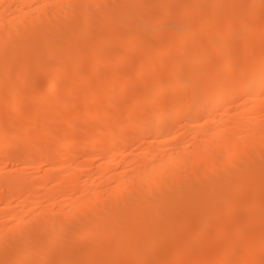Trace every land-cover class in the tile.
Instances as JSON below:
<instances>
[{
	"label": "bare ground",
	"instance_id": "6f19581e",
	"mask_svg": "<svg viewBox=\"0 0 264 264\" xmlns=\"http://www.w3.org/2000/svg\"><path fill=\"white\" fill-rule=\"evenodd\" d=\"M259 1L0 0V144L23 146L0 149V162L23 164L0 171V264H210L207 249L216 264L232 253L230 264H264ZM166 28L164 43L147 36ZM108 59L133 66L104 73ZM113 85L128 96L125 110ZM169 119L181 124L166 126ZM56 144L74 151L56 158ZM37 163L48 169L35 177ZM212 227L215 241L204 242ZM195 244L202 258L189 254ZM173 247L183 255L170 261Z\"/></svg>",
	"mask_w": 264,
	"mask_h": 264
},
{
	"label": "rangeland",
	"instance_id": "374dc122",
	"mask_svg": "<svg viewBox=\"0 0 264 264\" xmlns=\"http://www.w3.org/2000/svg\"><path fill=\"white\" fill-rule=\"evenodd\" d=\"M259 2L262 3L261 0H260ZM212 3H217V2L214 1V2H212ZM212 3H211V4H212ZM249 3H250V2H249ZM263 3H264V2H263ZM211 4H210V5H211ZM258 5H259V3H258ZM212 6H216V4H215V5H212ZM5 7H6V6H5ZM5 7H3V8H5ZM7 7H8V6H7ZM258 7L260 8V5H259ZM262 7L264 8V5H263V4H262ZM262 7H261V9H262ZM219 9H220V11L222 10L221 12H223V11L225 10V6H224V10H223V5H222V7L220 6ZM262 11H264V10H262ZM174 18H175V17H174ZM174 18H166V19H165V22L167 21L166 23L169 24V25L167 24V26H169V27H173V26L176 25V24H174L173 22H172V23H171V22L169 23V20H170V21H173ZM167 19H169V20H167ZM174 20H175L176 23H177V21H179L178 19H177V20L174 19ZM247 20H248V19H247ZM172 24H173V25H172ZM177 24H179V22H178ZM170 25H171V26H170ZM189 25L192 26V24H188V28H190V31H191V26L189 27ZM176 26H177V25H176ZM176 26H175V27H176ZM178 27H179V25H178ZM167 28H168V27H167ZM167 28L165 29L166 32H165V30H162V31H160L159 33H154L155 35H153V34H152L153 32L151 33V31L149 32V33H151V35L147 32V33H148L147 36H148V35H149V36H152V39H153V40H151V38L148 36V38H150V40H151L152 42L155 41V42H158V43H159V42H161V43L163 42V43H164L165 40L162 41V39H165V37L168 36V35H167V30H168ZM149 30H150V29H149ZM96 32L98 33V31H96ZM97 33H96V34H97ZM165 33H166V35H165ZM96 34H95V32H94L93 36L96 35ZM156 35H157V36H156ZM164 35H165V36H164ZM244 35H245V37H248V36H249V34H247V33H244L243 36H242V35H240V36H241V37H244ZM189 36L192 37V35H190V34H189ZM238 36H239V35H238ZM153 37H154V38H153ZM156 37H157V38L159 37L158 40L156 39ZM161 37H162V39H161ZM166 38H167V37H166ZM188 38H189V37H188ZM234 38H235V37H234ZM154 39H155V40H154ZM193 39H195L194 36H193V38L190 39V41L186 42V43H189V44H187V46H189V47H190V46H194V45H192V44H193ZM199 39H201V38H199ZM202 39H203V38H202ZM238 39H240V38H235V41L237 40V44H238V45L241 44L242 42H244V39H243V38L240 39V40H238ZM159 40H160V41H159ZM188 40H189V39H188ZM196 40H197V39H196ZM242 40H243V41H242ZM198 41H199V40H198ZM238 41H239V43H238ZM155 42H153V43H155ZM161 43H160V46H162ZM194 43H195V42H194ZM197 43H198V42H197ZM164 45H166V44H164ZM164 45H163L162 47H164ZM162 47H161V48H162ZM190 48H192V47H190ZM167 51H168V50H167ZM113 53H114V51L111 52V53L109 54L108 58H111V57H112L111 55H112ZM163 53H166V54H167V52H164V51L162 50L161 54H163ZM169 53H170V52H169ZM169 53H168V55L171 56V53H170V54H169ZM166 54H165V55H166ZM165 55H164V56H165ZM168 55H166V58H167L166 61L169 60V59H168V57H169ZM161 56H162V55H161ZM164 56L160 57V55H159V57H160L162 60L166 59ZM155 57H156L155 60H157V59H158L157 56H155ZM155 57H152V58L154 59ZM163 57H164V58H163ZM171 57H172V56H171ZM169 58H170V57H169ZM108 60H109V62L106 61L107 64L104 63V65H105V66H104V69H105V67H106V70L103 69V70H104V73H105L106 71H108V70H111V69H109V68H117L116 70H118V69H120L119 67H122V66H123V68L125 69V67L128 66L127 63H129L130 65L133 66V62H132V60H129V61L126 60V62H127V63L125 62L126 64H125L124 62H123V63H122V62H116V63L112 62V63H111V62H110V59H108ZM162 60H161V63L163 62ZM130 61H131V62H130ZM158 61H159V60H158ZM164 61H165V60H164ZM166 61H165L163 64L160 63V65L163 66L162 68L164 69V70H163L164 73H165L166 70H167V68H165V67L167 66V64H165ZM167 63H168V62H167ZM106 65H107V66H106ZM124 65H125V66H124ZM206 66H207V65H205V67H206ZM167 67H168V66H167ZM207 67H208V66H207ZM102 68H103V67H102ZM107 68H108V70H107ZM123 68H121V69H123ZM162 68H161V70H162ZM121 69H120V70H121ZM222 69H223V70H222ZM222 69H221V71H222L223 74H225V71L227 72L226 74H228V73L230 72L229 70L227 71V69H226L225 66H223V65H222ZM114 70H115V69H114ZM116 70H115V71H116ZM102 72H103V71H102ZM109 72H110V71H109ZM133 72H134V71H133ZM232 72H233V71H232ZM232 72H230L229 74H231ZM104 73H102V74H104ZM111 73H112V72H111ZM131 73H132V72H131ZM131 73H130V74H131ZM43 74H44V75H42V77H41V75H40V80H42V82L40 81V82L42 83V84L40 83L41 86L43 85L44 87H46V89H51V88H49V86L46 85L47 80H48V77H47V76H48V73H47V74L43 73ZM74 74H76V72H74ZM84 74H85V73H84ZM84 74H83V75H84ZM100 75H101V74H100ZM100 75L95 76L94 81H95V80H97V81H96V83L94 82V84L98 85L97 82L100 83V81H101V79H102V76H100ZM103 76H104V75H103ZM132 76H133V75H132ZM164 76L167 77L168 75L166 74V75H164ZM85 77H86V74H85V76H83V78H85ZM98 77H99V78H98ZM133 77H134V76H133ZM150 77H151V78H150ZM150 77H149V78L147 77V78H148V81H150L151 79H153V76H150ZM96 78H97V79H96ZM130 78H131V77H130ZM143 78H144V79H143ZM143 78H139V79H136V78H135L134 83H136V84H138V83L143 84V83H145V82H148V81L146 80V77H143ZM181 78H182V75H181ZM141 79H142V81H140ZM170 79H171V78H170ZM166 80H167V78H166ZM180 80H184V79H180ZM139 81H140V82H139ZM168 81H169V77H168ZM137 82H138V83H137ZM169 82H170V81H169ZM176 83H179V82L176 81ZM197 83H198V82L196 81V83H195L194 85H196ZM223 83H224V82H223ZM45 85H46V86H45ZM194 85L192 86V84H189V86L187 85L185 88H183V89H181V90H184V89H185L184 92H185V94H187L188 91L190 92V90L193 91V90L195 89ZM113 86H114V85H113ZM113 86H112V88L110 87V88H111V89H110V96H111V97L114 96L113 98L115 99V97L118 98V97H117L118 95H117V96L115 95V93H116V85H115L114 87H113ZM44 87H43V88H44ZM196 87H197V86H196ZM114 88H115V89H114ZM192 88H193V89H192ZM113 89H114V90H113ZM114 92H115V93H114ZM181 92H182V91H180L179 93H181ZM184 92H182V95H185ZM112 93H114V94H112ZM123 94H124V93H123ZM169 94H170V93H169ZM169 94L166 95L165 97H162V99H161L162 102L165 103V102H167V101H169V100L172 101V100L177 99V97H179V94H178V93H177V95H175V94H174V95H173V94H172V95H169ZM124 95H126V96H124ZM124 95H123V97L121 98L122 101H121L120 97L118 98V99H120L121 102H123L122 104H124V105H123V110L126 109L125 101H126V98L128 97L127 94H124ZM119 96H120V95H119ZM121 96H122V94H121ZM76 98H77V95H76ZM79 98H80V97H79ZM124 98H125V99H124ZM3 100H5V99H3ZM77 100H78V99H77ZM80 100H81V98H80ZM1 101H2V100H1ZM0 103H1V102H0ZM2 103H3V102H2ZM96 107H97V103L92 104V105H91V108H90V111L95 113V111L97 110V109H95ZM93 109H94V111H93ZM136 111H138V110H135V112H136ZM132 112H133V111H131V114H133L134 116H138V115H141L142 112H144L143 115H144V114H148V113H150V110H146V111H145V110H144V111L142 110V111H140L141 114H135V112H133V113H132ZM89 113H90V112H89ZM136 113H138V112H136ZM89 115H90V114H89ZM90 116H91V115H90ZM94 116H95V114H94ZM141 116H142V115H141ZM91 117H92V116H91ZM139 117H140V116H139ZM12 118H15V117H13V116H11V115L7 116V119H8L7 122L11 121ZM25 118H26V119H24V117H23V118H21V119H23L22 121H25V123H26V121H28V120H27V116H25ZM96 118H97V117L92 118V119H96ZM98 119H100V118H98ZM98 119L96 120L97 122H98ZM173 119H174V118H173ZM173 119H171V120L169 119V120H167L166 122L164 121L163 123H164L166 126H169L168 124H170V123L174 124V122H175V125H177V124H178V123H177L178 120L175 119V120L173 121ZM92 121L94 122L95 120H92ZM101 121L104 122V121H105V118H103V119L101 118L100 121L98 122V124L103 123V122H101ZM97 122H94V124H95V123L97 124ZM178 122H179V121H178ZM163 123H162V124H163ZM176 123H177V124H176ZM183 123H184V122H183ZM150 124H151V122H150ZM164 124H163L161 127H164ZM172 124H171V125H172ZM179 124H181V123L179 122ZM179 124H178V125H179ZM152 126H153V123H152ZM181 126H182V125H181ZM154 127H155V125H154ZM0 129H2V128H0ZM78 132H79V133H80V132L82 133V131H78ZM129 132H130V133H129ZM129 132H128V134H127L128 136H129V135L132 136V134H133V136L136 135L135 129H134V130H131V131H129ZM131 132H132V133H131ZM81 133H80V134H81ZM83 133H84V132H83ZM133 136H132V137H133ZM7 137H9V136H7ZM149 138H150V139H153V136H150ZM149 138H148V140H149V141H152V140H150ZM86 142H87V141H86ZM146 142H147V143H146ZM146 142H144L142 145H137L138 143H135V142H134V143H131V145L128 146V147L126 148V152L128 151L127 149H129V148H130V149H129L128 152H133V151H137L138 149H140L139 146H140V147H142V146H143V147H144V146L146 147V144H148V141H146ZM41 143H43V142H41ZM2 144H3V143H2ZM53 144H54V143H53ZM3 145H4V144H3ZM3 145L0 144V149L2 148V149H4V150H6L7 153H10V154H12V153H16L17 151L21 150L20 148L23 147L22 144H20V143L10 144V145H8V146H7V145L3 146ZM57 145H58V144L53 145V147H52V150L54 151V156H55L56 158H58L59 156L61 157L62 153H63V154H67L68 152H73V151H74V148H70V151H68V152H66V153H64V152H60V151L58 150L59 145H58V147H57ZM18 147H19V148H18ZM167 147H168V148H171V146H167ZM33 149H34V148H33ZM136 149H137V150H136ZM55 150H56V151H55ZM130 150H131V151H130ZM132 150H133V151H132ZM13 151H14V152H13ZM68 154H69V153H68ZM68 154H67V155H68ZM64 156H65V155H64ZM22 165H23V164H21L20 162H17V163L14 162V161L11 162V160H9L8 163L0 162V171L10 172L12 169L16 170L17 168L22 167ZM93 165H94V164H93ZM93 165L90 164V167H91V168L89 169V170H91L90 172H93L92 175L95 174V173H94V172L96 171L95 168H97V164H95L94 166H93ZM92 166H93V167H92ZM73 167H74V164H73ZM47 169H48V166H46V165H40V164L37 163V164H33V165H32V167H31V172H33V174H35V177H38V176H42L43 173H45V171H46ZM12 171H13V170H12ZM37 185H38V187L40 186V184H39L38 181H37ZM50 186H51V185H50ZM97 187H98L99 190L101 189V188H99V186H97ZM100 187H101V185H100ZM96 189H97V188H96ZM41 195H42V194H41ZM0 206H1V205H0ZM2 207H3V206L0 207V213H1V211L3 212V210H1ZM3 208H4V207H3ZM0 217H1L2 219L5 218V217L3 218V215H1ZM1 218H0V221L2 220ZM233 219H234V218L232 217V219H230V221L233 220ZM236 219H237V218H236ZM236 219H235V222H236ZM219 220H220V218H219ZM221 220H222V218H221ZM221 220H220V224H217V225H222L221 223L224 224V221L222 222ZM215 221H217V219H216ZM215 221H214V222H215ZM218 222H219V221H218ZM214 225H216V224H214ZM229 225L232 226L231 223H229ZM213 227H214V226H213ZM213 227H212V229H210V230H212V231L209 230V232H207L208 234H210L209 237H207L208 234H207V235H206V234H204V235L201 234V236H203V237L205 236V237H206V240L204 239V242L207 241V243H208V239H209V240H210V239H211V240L213 239L212 242L215 241V238H213V237H214V233H215V230H214V229H216V228H213ZM215 227L218 228V226H215ZM220 227H221V226H220ZM232 227H233V226H232ZM197 230H198V229L195 230L196 233L198 232ZM193 234H195V232H194ZM197 234H198V233H197ZM191 235H192V233H191ZM195 235H196V234H195ZM196 236H197V235H196ZM210 236H211V238H210ZM198 237H199V235H198ZM199 238H200V237H199ZM199 238H198V240H197L198 242H196L197 244L201 241ZM201 239H202V237H201ZM220 239L222 240L223 238H220ZM220 239H219V240H220ZM199 240H200V241H199ZM211 240L209 241L210 243H211ZM221 240H220V241H221ZM252 241H253V240H252ZM187 242H188V239H187L186 243H187ZM253 242H256L255 239H254ZM186 243H185V245H186ZM200 243H202V244H200V245H203V244H204L202 241H201ZM216 243H217V241H216ZM177 246H178V245H177ZM197 246H198V245L195 244L194 246L190 247V248H189V250H190L189 252H191V253H189V254H192V255L195 256L196 253L194 254V253H192V252L195 251L194 249H196ZM179 247H180V246H179ZM193 247H194V248H193ZM195 247H196V248H195ZM200 248H201V247L199 246V249H200ZM173 249H174V250H173ZM173 249H171V250H172V253H171L170 251L168 252L169 256H168V254H167V256L169 257V260H170V261H172V257H174L175 255H177L178 252H179V253L181 252L180 248H179L180 251L178 250V247H177V248H174V247H173ZM197 249H198V248H197ZM197 249H196V250H197ZM176 250H178V251H176ZM191 250H192V251H191ZM193 250H194V251H193ZM207 250H209V252L206 253L207 251H205V255L208 256V254H210L211 257L209 256V259H210V260L212 259V260H211V263L213 262L214 264H216L215 261H214L215 259L213 258L212 254H211L214 250H213V249H207ZM211 250H213V251H211ZM173 251H175V253H174ZM197 251H198V250H197ZM210 251H211V252H210ZM259 251H260V249H259ZM261 252H262V256L264 257V249H263V250L261 249ZM261 252H259V254H261ZM170 253H171L172 255H171ZM198 253H199V251H198ZM201 253H202V250H201ZM180 254L183 255L182 252H181ZM213 254H214V252H213ZM173 255H174V256H173ZM199 255H200V257L202 258V256H203L204 254L202 253V256H201V254L199 253ZM170 256H171V259H170ZM234 256H235V257H234ZM259 256H260V255H259ZM200 257H199V258H200ZM263 257H261V258H263ZM174 258H175V257H174ZM197 258H198V257H197ZM233 258H237V257H236V253L228 254L227 257H226V261H225V262H229V260H230V261H231L230 263H232ZM261 258H260V259H261ZM231 259H232V260H231ZM185 260L187 261V259L179 260V261L176 262V264H179V263L182 264V261H183V264H185V263H186ZM262 261H263V260H262ZM259 262H260V260H259ZM211 263H210V264H211ZM213 263H212V264H213ZM230 263H228V264H230ZM189 264H190V261H189ZM224 264H225V263H224Z\"/></svg>",
	"mask_w": 264,
	"mask_h": 264
}]
</instances>
